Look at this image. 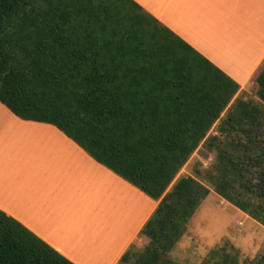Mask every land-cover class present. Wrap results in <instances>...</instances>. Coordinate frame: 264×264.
<instances>
[{"label":"trees","instance_id":"obj_1","mask_svg":"<svg viewBox=\"0 0 264 264\" xmlns=\"http://www.w3.org/2000/svg\"><path fill=\"white\" fill-rule=\"evenodd\" d=\"M256 88L264 104V70ZM239 90L134 0H0V102L22 120L57 127L159 202L142 230L149 245L120 264H177L168 257L211 190L193 177L173 183L228 109L221 133L247 140L216 147L208 180L264 226V149L254 136L264 126L259 107H230ZM227 247L211 254L236 263L239 252ZM0 264L74 263L0 211Z\"/></svg>","mask_w":264,"mask_h":264},{"label":"crops","instance_id":"obj_2","mask_svg":"<svg viewBox=\"0 0 264 264\" xmlns=\"http://www.w3.org/2000/svg\"><path fill=\"white\" fill-rule=\"evenodd\" d=\"M240 86L264 70V0H134ZM159 202L101 165L57 127L0 102V211L74 264H120L147 247Z\"/></svg>","mask_w":264,"mask_h":264},{"label":"rangeland","instance_id":"obj_3","mask_svg":"<svg viewBox=\"0 0 264 264\" xmlns=\"http://www.w3.org/2000/svg\"><path fill=\"white\" fill-rule=\"evenodd\" d=\"M256 92L257 88L246 92L239 101L259 107L261 114L258 119L264 126V104L258 99ZM235 102L233 100L230 107ZM228 113L229 109L223 113L221 121L226 119ZM221 121L212 128L208 134V142L203 143L194 153L173 183L175 185L182 178L193 177L211 190L210 196L188 224L186 235L168 257L177 264H222L224 252L221 251L220 256L211 253L227 245V253H231L232 257L236 254L231 247L239 252L237 262L230 259L228 264H254L264 257V226L217 195L214 184L208 180V177L216 172L218 157L216 147L228 151L227 143L232 138L239 136L241 140H247L244 135L236 132L230 134L231 137L228 133L222 134ZM254 136L258 138L261 148L264 149V128ZM215 137L218 138L216 142L211 140ZM136 247L134 246V249ZM139 248L143 249L144 246Z\"/></svg>","mask_w":264,"mask_h":264}]
</instances>
